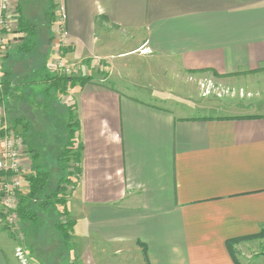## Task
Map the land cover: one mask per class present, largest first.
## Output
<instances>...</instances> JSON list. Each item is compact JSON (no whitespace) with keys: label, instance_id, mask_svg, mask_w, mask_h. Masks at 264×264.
<instances>
[{"label":"crops","instance_id":"obj_1","mask_svg":"<svg viewBox=\"0 0 264 264\" xmlns=\"http://www.w3.org/2000/svg\"><path fill=\"white\" fill-rule=\"evenodd\" d=\"M53 1L66 17L65 58L91 78L67 84L82 146L67 202L69 264H237L240 251H264V112L256 102L247 111L199 102L205 80L233 86L264 70V0ZM18 34L6 41L3 73L9 120L27 145L43 138L49 119L19 72L33 65L46 92L54 39L52 30L39 54L35 45L13 47ZM195 99L222 113L172 109ZM24 166L28 183L31 161ZM1 197L0 174V207ZM1 214L0 264H22L23 236Z\"/></svg>","mask_w":264,"mask_h":264},{"label":"rangeland","instance_id":"obj_2","mask_svg":"<svg viewBox=\"0 0 264 264\" xmlns=\"http://www.w3.org/2000/svg\"><path fill=\"white\" fill-rule=\"evenodd\" d=\"M53 0H15L13 4V12L15 17H17L20 22V18L28 19L31 23L36 26L35 35H29L30 30L27 28L23 31L18 25L19 34L14 41V46L16 49L18 48H30L35 44L37 46V51L39 54H42L44 51V47L47 45L49 38L52 35L53 30V39L56 38L57 32V24L59 21V15L54 13L55 6ZM21 5V7H20ZM18 53V52H17ZM19 54V53H18ZM12 62L15 61V58H12ZM20 63V62H18ZM21 64V63H20ZM136 64V63H135ZM134 65V64H133ZM138 66V64H136ZM22 66V65H21ZM30 70L26 72H19V78L21 80L30 78L32 80L31 83L33 87L34 99L37 97V108L42 113H46L49 119V122H46L47 125L42 124L41 130L43 131L40 136L43 138H34L33 141L36 143H40L43 148L44 153V161L46 162L49 170L52 174V179L50 182V186L52 188L56 187L60 182L62 177H66L65 173L62 172L57 167L58 156L62 148L65 146L68 140V130L67 125L70 122V115L68 109L71 108L72 112L75 115L74 105L70 106L67 103L68 95L67 93L58 94L54 89L50 92H39L38 83L39 74L35 72V67L33 65H27ZM155 66V65H154ZM156 71L159 69L154 68ZM46 75L51 74L50 70H45ZM87 71V70H86ZM102 75L97 77L103 78L106 73L105 67L101 69ZM83 73L80 72L79 76L81 77ZM90 78V77H88ZM211 78V77H210ZM91 79V78H90ZM214 79V78H213ZM212 85L210 86L209 82H205L207 84L206 88H202L201 84L199 86L200 96L199 102L201 106H216V107H224V104L236 103L234 107L241 108L243 111H247L248 107H251L255 102L258 103V109L264 112V70L247 74L242 79H239L233 84V86L223 85L220 81H212ZM71 91L66 90V92ZM198 92V91H197ZM134 93V92H132ZM209 93V94H207ZM196 97V96H195ZM198 99V97H196ZM170 101V100H169ZM173 101V100H171ZM181 103H186L185 101H181ZM193 104H181L180 107H177L172 104V109L179 115L182 114H191L193 116H203V115H216L221 114L222 112L215 111H206L205 108L200 109L201 107H196V99L193 101ZM204 104V105H203ZM228 105V104H227ZM181 108V110L179 109ZM186 110V112H184ZM10 117V116H9ZM37 120L34 118L33 124H37ZM76 146H78L79 139L78 133L75 135ZM57 143L60 145V149L57 150ZM73 179V178H72ZM68 197L67 202L69 200V196L72 194V186H68ZM61 210V209H60ZM1 212V207H0ZM2 215V214H1ZM4 219V217L2 216ZM60 218L55 216H50L45 214L41 216L37 222L36 226H28L26 227V223H21V229L25 231L27 229L28 233V241L24 238V234H17L18 237H23L18 239L19 245L25 250L26 261L27 264L32 263V258L34 255L36 256V261H41L43 264H69L70 260H74L76 257L73 256L74 250L72 247L68 249V246L63 242L60 234L53 227L56 222H58ZM66 218H62L61 221L64 223ZM7 226V224H6ZM27 244V245H26ZM29 245V247H28ZM26 247V248H25ZM17 251V250H16ZM33 251V252H32ZM263 251V250H262ZM260 247H254V250L249 251H240L237 254V264H264V260H261L260 253L262 252ZM264 252V251H263ZM246 253V254H245ZM257 253V254H256ZM242 254H245L242 256ZM246 257V258H244ZM250 258L249 260L247 259ZM243 258L245 260H243ZM260 259V260H259ZM247 260V261H246ZM261 262V263H260Z\"/></svg>","mask_w":264,"mask_h":264},{"label":"built area","instance_id":"obj_3","mask_svg":"<svg viewBox=\"0 0 264 264\" xmlns=\"http://www.w3.org/2000/svg\"><path fill=\"white\" fill-rule=\"evenodd\" d=\"M15 0H0V174H1V212L10 230L15 234H21V225L18 217V208L21 197L28 192L26 182L25 163L31 161L23 134L9 120L6 108L5 76L3 65L7 54V39L18 31L20 22L13 12ZM66 17L59 15L56 38L53 41L52 52L48 68L50 72L60 78L80 77L82 71L78 65H70L66 58ZM150 53V49L141 50V54ZM209 82L205 80L201 87L206 88ZM209 94V93H207ZM79 178L76 176L75 180ZM73 189V187H72ZM23 248H18L16 257L22 264H27L26 254Z\"/></svg>","mask_w":264,"mask_h":264},{"label":"trees","instance_id":"obj_4","mask_svg":"<svg viewBox=\"0 0 264 264\" xmlns=\"http://www.w3.org/2000/svg\"><path fill=\"white\" fill-rule=\"evenodd\" d=\"M23 18L24 17H22V20L20 18V28L23 31L28 28L31 31L29 35H35L36 26H34L28 19L24 20ZM46 80L49 82V88L46 90L47 93L54 89L58 94H64L67 93V84L74 86L76 83H80L83 85L91 79L88 77L60 78L53 74H49L47 75ZM5 88V96L7 98L11 91V86L6 80ZM68 112L70 115V122L66 127L68 130V140L62 148L57 162V167L65 173L66 177H62L58 185L52 188L50 186L52 174L44 161L42 145L33 140H29L27 148L32 163L33 174L27 179L28 192L21 197L18 208V217L20 225L22 222H25L27 224L26 227H28L36 226L39 218L45 214L50 216L57 215L60 220L55 223V227L61 234L65 245L71 246L74 250V246L69 244L73 238L74 223L68 219L67 197L69 191L68 186L71 185L74 187V184H76L75 182L77 181L75 180L76 176L81 174L80 162L82 146L80 143L76 146L75 141L79 122L76 119V116L73 115L74 113L71 108L68 109ZM240 119H247V117ZM26 141L28 140L25 139V143ZM63 217L66 218L64 223L61 221ZM23 234L26 241L29 242L27 229L23 231Z\"/></svg>","mask_w":264,"mask_h":264}]
</instances>
